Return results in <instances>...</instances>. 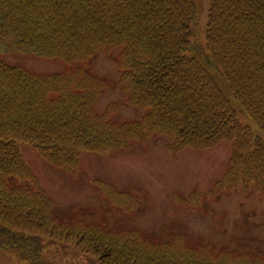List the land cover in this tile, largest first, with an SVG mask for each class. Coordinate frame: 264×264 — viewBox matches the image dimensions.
I'll list each match as a JSON object with an SVG mask.
<instances>
[{"label": "trees", "instance_id": "1", "mask_svg": "<svg viewBox=\"0 0 264 264\" xmlns=\"http://www.w3.org/2000/svg\"><path fill=\"white\" fill-rule=\"evenodd\" d=\"M208 2L198 33L196 0H0L5 52L65 65L39 75L0 60V251L22 264H51L50 242L97 264H264L184 233L155 241L132 228L60 220L22 155L29 147L74 175L84 152L114 154L160 136L173 154L229 143L228 167L209 196L240 190L264 201V0ZM116 51V85L134 121H118L113 104L96 109L107 83L92 63ZM97 185L127 216L142 208L135 193ZM200 197L192 192L188 204Z\"/></svg>", "mask_w": 264, "mask_h": 264}, {"label": "rangeland", "instance_id": "2", "mask_svg": "<svg viewBox=\"0 0 264 264\" xmlns=\"http://www.w3.org/2000/svg\"><path fill=\"white\" fill-rule=\"evenodd\" d=\"M196 2L199 33L205 29L209 2ZM4 49L7 47L0 45V59L9 66L39 75L59 74L65 70L59 60L6 53ZM117 54L116 51L111 57L101 53L93 62L95 75L107 83L96 109L101 113L113 104L118 121H134L137 114L116 85L119 78ZM239 120L256 132L244 115ZM168 144L169 141L160 136L114 154L84 152L80 170L74 175L46 163L31 148L23 147L22 154L52 200L53 210L60 220L78 218L84 225L109 230L132 228L155 241H166L172 234L184 233L200 243L212 245L216 251L264 259V201L256 194L240 190L209 196L228 167L232 145L220 143L205 150L187 148L173 154L167 151ZM98 182L107 183L120 192L135 193L142 208L127 216L103 197ZM192 192L201 194L195 204L198 206L188 204ZM173 197H179L184 205L176 204ZM49 245L44 257L51 264H97L67 245L52 242ZM0 264L22 263L12 254L0 251Z\"/></svg>", "mask_w": 264, "mask_h": 264}]
</instances>
